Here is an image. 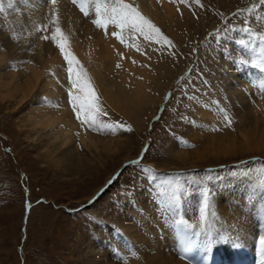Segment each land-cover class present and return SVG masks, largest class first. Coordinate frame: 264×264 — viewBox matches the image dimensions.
Returning a JSON list of instances; mask_svg holds the SVG:
<instances>
[{"label": "rangeland", "instance_id": "1", "mask_svg": "<svg viewBox=\"0 0 264 264\" xmlns=\"http://www.w3.org/2000/svg\"><path fill=\"white\" fill-rule=\"evenodd\" d=\"M2 1L6 11L10 0ZM140 1L145 4L146 0ZM26 2L30 0H11L23 17H29L21 9ZM128 4L158 33L146 37L127 27L118 28L125 40L123 46L134 56L129 65L144 72L142 100L127 105L121 102L125 110L116 108L103 92L111 89L117 101L131 92L130 82L120 84L127 68L101 67L92 77V61L80 60L67 45L64 37L71 39L69 29H59L49 18L43 30L37 31L45 32L48 39L41 44L50 48L49 54L58 51L59 64L64 67L61 72L53 63L47 72L55 81L64 76L65 88L55 98L63 101L69 119L79 128L85 127V136L99 141L96 147L86 149L77 136L74 138L77 150L72 155L86 154L85 170L61 176L50 164L59 152L48 155L42 148L50 138L48 130L30 125L32 112L38 108L49 112L58 102L47 96L45 87L37 85L23 103L16 93L0 98V264H136L135 249L140 244L135 237L145 242L142 228L150 218L177 219L193 230L207 216L222 222L217 211L239 208L246 198L264 192V3L199 0L197 4L187 0L180 4L166 0L171 15L166 16L158 4L155 19L133 2ZM4 32L0 28V34ZM17 32L10 35L14 50H2L5 58L0 63V77L2 81L7 76L17 77L19 71L16 83L23 84L30 71L24 69L22 60L38 66L40 52L29 42L32 37L22 29ZM60 43L74 61L75 85L57 46ZM44 51L48 55V50ZM139 79L141 73L136 74V81ZM69 90L98 100L97 108L87 117L91 123L81 122L85 114L74 111ZM109 141L126 143L108 148ZM227 145L229 149L222 151L220 146ZM48 146L52 150L55 145ZM171 147L172 153L181 150L188 157H174L168 152ZM136 158H140L139 164L127 163L111 180L124 162ZM253 221L259 223L254 224L258 233L262 224L258 218ZM150 230L145 232L148 237ZM261 234L254 236L253 251L260 247ZM155 245L145 242L142 253L145 246ZM153 254V249L145 252L147 261ZM137 259L143 262L142 255ZM195 260L204 264L205 259Z\"/></svg>", "mask_w": 264, "mask_h": 264}, {"label": "bare ground", "instance_id": "2", "mask_svg": "<svg viewBox=\"0 0 264 264\" xmlns=\"http://www.w3.org/2000/svg\"><path fill=\"white\" fill-rule=\"evenodd\" d=\"M123 2H133L134 5L138 6L141 9V11L145 12L147 15L152 16L153 19L156 18L154 11H157L158 4L162 5L163 8H161V10L165 12L166 16H170L172 12V10L170 9L171 7H166V0H146L145 4H143L144 1L142 3V1L140 0H123ZM26 3H24V6H21V9L26 15L29 14L27 15L29 17H23V15L20 14L19 10L17 9V11L15 9L16 7L14 8V6H12V8H7V10L3 11V13H0V28L6 31L0 34V63H3L5 58V54L4 52H2V50H4L5 52L14 50L15 47L13 41L10 40L13 38H10V35L17 34L18 29H22L24 34L27 33L26 35L32 37V39H29V42L31 43L33 41L32 44H36L35 46L38 47L37 51L40 52V60H38V66L35 67H33L30 63H27L26 59L22 60L25 61L22 62V64L26 63L24 65V69L30 71L28 73L29 75L25 76V82H22L23 84L16 83L18 82L17 80L19 78V71L16 74L17 77H15L14 75L7 76V79L4 81H2V78L0 77V98L3 97L4 100L5 98H8L10 96L9 94L12 93L10 97H13V93H16L20 96L19 103H23L26 98L30 94H32L33 90H35V87L37 85H41L42 88L45 87L44 90L47 91V96L54 98L55 101L58 100L57 98H55L58 97L57 92L63 91V89L65 88L64 86L66 85L63 82L64 76L63 74H59L61 76H59L60 79L55 81L52 80L51 76L49 75L50 73L47 74V72H50L49 69L53 67V63L58 64V68L61 70V72L64 67L59 64L61 59H59L57 53L58 51H53L51 54H49L50 48H46L45 45L41 44L43 43L41 40H43V34L45 32L41 34H38L37 32L43 30V25L49 23L50 20L48 19L50 18L52 20V23L54 25H57L59 29H69L66 31H70L71 39L68 36L64 38L65 40H67V45H69L70 50L77 56V58L83 60V58L85 57L87 59V62L90 63V61H92V63H90V65L92 64V67L90 68L89 66V69L92 70L90 72V75L92 77H96L98 69L101 70L103 67L106 68V66L111 70L115 69L117 66L128 69V72H125L127 74H124L123 72V77L120 80V84L122 83L124 85V83L126 82L127 86V84H129L130 82V84L132 85L129 86V88L131 87L132 89L131 92H126L124 96L122 95L123 98L121 100L118 99L119 103H117V98L116 96H113L111 89L103 92L104 94H106L105 97L111 103H113L116 108L120 107L121 102L127 105L129 102H131V100H134L133 102H135L136 100L140 99V94L142 92L144 94V82L142 81L144 74L143 69L140 68L138 72V70L132 68L129 65L132 63L131 61L134 58L133 53H131L127 47L125 48L123 46L124 43L119 42V39L111 34L112 32H118V28H116L114 25L108 24V34L106 35L103 28H98L92 23V21L97 18L95 16L94 6L90 7L86 3L85 7L88 10V15L83 16L84 13L79 11L78 7L77 10H75V7L77 5H74L72 0H57L55 5H52L50 0H30L29 3ZM5 5L6 4H3L4 7ZM174 15H176V13ZM6 33L8 35H5ZM26 35L23 36L28 40V37H26ZM35 37H39V40L37 41V38L36 40H34ZM56 39L58 40V38ZM22 45L24 46V44ZM44 49L48 50V55H46V51H44ZM56 50L58 49L56 48ZM144 60H142V62H144ZM1 65L2 64H0V67ZM139 73H141V79L136 81V74L138 75ZM8 75L12 74L8 73ZM93 80L95 81L97 79L93 78ZM102 80L104 79H100L99 81ZM96 82L98 81L94 82L95 85H97ZM122 91L125 92V90L123 89ZM55 105L56 106L52 107L54 109H50L49 112H47L43 108H38L34 112H32L30 116L33 118L31 119L30 125L36 129L39 128L43 131H46V129L48 130L50 138L49 140H46V143H44V145H42V148L44 146V150L47 151L44 153H48V155H50L52 154V151L59 152L57 155L58 158L50 163L52 167H55V169H57V171L61 173V176L62 173H68V176L74 175L72 174L74 170H83L85 166L88 165L85 164L86 161H84L86 154L78 152L77 154L74 153L75 156L72 155V152H75L77 150V147L74 144L75 136L78 137V141L81 143L83 148L86 149L89 147H96L97 141L93 140L90 136H85V127L79 128L76 125L77 122L72 121L71 118L69 119V116L71 115H67L68 112L67 110H65L66 108L63 104V101L58 100L57 104ZM122 108L120 107V109ZM206 116L208 119H213V116L210 113H206ZM242 137L243 140L246 141V136L244 134H242ZM111 143L112 142L109 141L106 146L108 148L111 147L110 145L120 146V144L122 145V143H126V141H120L119 143L113 142L112 144ZM49 144L55 145L53 146L54 148L52 150L50 149L51 147L48 146ZM71 145L73 147H71ZM220 147L222 151L229 149V145H227V147ZM173 148L174 147L168 148L169 154H173V156H176L178 159L184 158V156L185 158L188 157L186 156L185 151L183 152L176 149L177 151L172 153L171 150ZM259 195L263 197L262 200ZM243 203V206H237L239 208H235V206L230 207L235 212H232L231 209L230 211L226 210L230 214H227L226 211L224 213L223 209L219 213L217 211L216 217H218L219 219V216L221 215V217H223L224 219L222 222H218L217 218H211L207 216L208 218L201 222L198 227H192L193 230L189 229V226H187L184 221H182L181 223L177 222V219L163 218L161 220L157 217L150 218V220L145 222V225L143 224L144 226L142 225V230L144 232L142 234V238H144L146 245H150L152 242H155L156 245L155 248L145 246L144 252L142 253V248L144 247L143 245L145 244V242L143 243L139 240V238L135 237V242L140 244L139 249H135L136 257L138 258L139 255H142L143 257V259H141L143 260V262H140L136 258V264H197L198 262H195V259H198L200 257L203 260L205 259L204 255H208V257L212 256V259L216 262V264H257L258 262L264 264V254H262L261 252V247L257 248L258 251H253L252 248L255 245L254 243L256 242V239L254 241V236L258 235L260 231L263 232V234L261 235H264V192H259L256 197L254 196L253 198L251 197L249 199L246 198ZM257 218L262 224L260 226L261 230L258 233V230L254 226V224L259 223L253 224V220L256 219L257 221ZM147 226H149L151 229L150 237L146 236V231L149 228ZM144 235L146 237H144ZM151 249L154 250L155 254L151 255L150 259L152 260L148 259L147 261L145 252H149V250ZM133 264H135V262Z\"/></svg>", "mask_w": 264, "mask_h": 264}, {"label": "snow or ice", "instance_id": "3", "mask_svg": "<svg viewBox=\"0 0 264 264\" xmlns=\"http://www.w3.org/2000/svg\"><path fill=\"white\" fill-rule=\"evenodd\" d=\"M50 2L52 5H55L57 0H50ZM72 2L80 8V11L84 13L85 16L88 15V10L86 9L85 4L87 3L90 7L94 6L95 16L97 18L94 19L92 23L98 28H103L106 35L108 34V24L114 25L116 28H130L131 30L141 33L146 37L156 36L158 33V29L151 25L147 20L143 19L136 8L130 6L128 3H124L123 0H72ZM171 2L184 4L187 3V0H171ZM195 2L198 4L199 0H195ZM261 2L264 3V0H261ZM12 6L13 5L10 0L8 7L12 8ZM3 11L4 6L2 0H0V12ZM56 31L59 32V29ZM111 34L119 39L121 43L124 42L120 33L112 32ZM53 38L55 39V37ZM43 39H48V37L44 36ZM57 46L60 48L64 59L69 65L68 71L70 82L75 85L77 81L72 78L73 70L71 67L74 61L73 59L69 58V53L64 50V45L62 43L58 44ZM77 70L81 73L83 71L79 65H77ZM69 102L72 104L74 111H76L78 114H85V119L81 121L82 123H91L87 117L98 106L99 102L95 97L92 99H86L81 95H73L71 90H69ZM77 118H80L79 115ZM121 126L126 127V130L131 131L130 127L124 125ZM132 163L136 164L138 161H133ZM233 175H235V173H233ZM172 195H174V193ZM260 247L262 254H264V235H261L260 237Z\"/></svg>", "mask_w": 264, "mask_h": 264}]
</instances>
